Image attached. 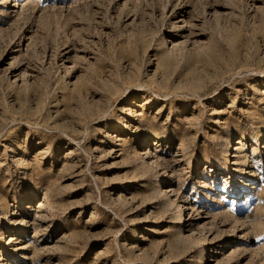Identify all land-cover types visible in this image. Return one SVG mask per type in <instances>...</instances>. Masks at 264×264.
I'll list each match as a JSON object with an SVG mask.
<instances>
[{"label":"rangeland","instance_id":"374dc122","mask_svg":"<svg viewBox=\"0 0 264 264\" xmlns=\"http://www.w3.org/2000/svg\"><path fill=\"white\" fill-rule=\"evenodd\" d=\"M0 264H264V0H0Z\"/></svg>","mask_w":264,"mask_h":264},{"label":"bare ground","instance_id":"6f19581e","mask_svg":"<svg viewBox=\"0 0 264 264\" xmlns=\"http://www.w3.org/2000/svg\"><path fill=\"white\" fill-rule=\"evenodd\" d=\"M26 2H27V1H26ZM26 2H25V4H26ZM145 140H147V137L145 138ZM238 143H240V142H237V144H238ZM21 202H22V201H21ZM21 204H22V203H21ZM182 216H183V212L181 211L178 224H179V223H182V221H184L185 218H183ZM179 226H181V225H179ZM229 248H230V246H228L227 249H229ZM61 253H62V251L60 252V251L58 250V248H56V249H54V253H53V255L57 256V255H61ZM200 253H201V254H204L203 251H201Z\"/></svg>","mask_w":264,"mask_h":264}]
</instances>
